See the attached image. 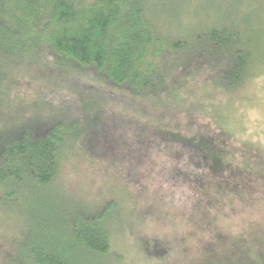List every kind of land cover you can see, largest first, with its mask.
Listing matches in <instances>:
<instances>
[{
    "label": "trees",
    "instance_id": "16d2710c",
    "mask_svg": "<svg viewBox=\"0 0 264 264\" xmlns=\"http://www.w3.org/2000/svg\"><path fill=\"white\" fill-rule=\"evenodd\" d=\"M153 4L173 10L170 0H0V264H124L128 252L143 264H264V216L248 232L224 224L264 192V165L210 155L196 143L223 149L205 133L182 139L131 110L137 96L179 84L176 61L194 51L238 88L264 63L254 32L238 14L195 24L191 38L165 32ZM200 59L189 69L206 70ZM69 163L113 175L122 208L121 197L75 195L63 183ZM124 237L130 245L116 249Z\"/></svg>",
    "mask_w": 264,
    "mask_h": 264
},
{
    "label": "rangeland",
    "instance_id": "374dc122",
    "mask_svg": "<svg viewBox=\"0 0 264 264\" xmlns=\"http://www.w3.org/2000/svg\"><path fill=\"white\" fill-rule=\"evenodd\" d=\"M226 1L227 4L219 0H170L173 10L169 13V16L167 13H162L163 9L158 4H153L151 9L156 14H159L156 20L159 21V24L163 23V31L173 30V28L178 31L187 30L183 35L190 33L189 38H191L192 31L196 28L194 27L195 24H204L205 26L214 21H224L225 18L223 16L229 17V20H231V17L238 14L241 19L236 24H240L242 27L249 26L253 30L255 35L254 46L259 51L257 58L264 59V10L261 9L264 8V0H243L246 11H243V8L238 5H234L235 0ZM228 12L230 14L226 16ZM171 14L176 15L172 16ZM247 14H252L251 18H255H250L248 22L244 19ZM262 22L263 24L261 25ZM196 47V45L191 43L186 52L195 50L194 48ZM205 52L206 50L202 52L194 51L187 55L189 56V64L194 60L195 54L198 55V59L202 55L207 56V58L199 60L202 65H207L206 70L197 71L194 68L195 66L189 69V64L186 61H176V69H181L180 73L186 74L184 77L181 74H173L176 70L166 69L169 72L171 71L170 77L181 75L180 83L173 85V78L170 84L159 94L153 91L151 94L146 93L137 96L134 99L135 104L131 110L140 118L147 119L151 124L170 131L182 139L181 132L189 134L203 132L205 133L204 138L214 140L223 149L219 152L212 148L207 150L200 143H196L198 146L203 147L205 152L217 157L221 154L229 162L248 165L256 169L258 165H264V162L260 161L258 163L255 160L256 158L252 156L253 154L249 155V157L245 152H257L264 156V143H261V140L264 139V63L259 66L256 65V67L252 66L245 82L230 91L228 89L231 87L227 86L222 73L216 71L214 67L212 70L209 69L210 57H208V53L205 55ZM183 62L184 64H182ZM214 64L219 67V71L224 69L228 72L231 67V64L225 62ZM41 66L42 74H48L53 71V65L46 67L45 64H42ZM166 75L164 73L165 77ZM41 79L43 81L46 78L42 76ZM43 83L50 84L47 82ZM24 89H27V87H24ZM34 89L37 90V88ZM36 104L41 107L42 100H38ZM22 109L19 107L13 111L21 114V112H25ZM36 112H38L37 108L32 110V113ZM243 150L245 151L243 152ZM86 164H79L81 169L79 171V169L74 168L69 163L68 168L66 167L63 171V183L65 182L64 184L70 190L73 189L72 192L75 195H83L89 192L106 198L111 196L121 197L122 203L120 205L122 208L125 200L121 195L117 179L113 175H108L106 178L104 171L99 168L94 171ZM262 190H264L263 187ZM259 193L260 195L257 196ZM261 193L260 191H258V194L253 192L251 199L255 198V202H250L251 204L238 203L236 209L234 208L233 211L228 210V217L225 219L224 224L226 227H231L233 233L248 232L250 229H256L250 226L263 220L264 192ZM219 205L226 207L228 203L224 201L220 202ZM123 217L126 219L124 212L122 213ZM126 224H123V229ZM130 242L127 237L119 238L116 249L121 250L122 247L126 249V245H130ZM137 260L132 257V253L128 252L124 264H143L136 262ZM152 264H156V262H152Z\"/></svg>",
    "mask_w": 264,
    "mask_h": 264
},
{
    "label": "clouds",
    "instance_id": "9594fccd",
    "mask_svg": "<svg viewBox=\"0 0 264 264\" xmlns=\"http://www.w3.org/2000/svg\"><path fill=\"white\" fill-rule=\"evenodd\" d=\"M261 143H264V139L261 140Z\"/></svg>",
    "mask_w": 264,
    "mask_h": 264
}]
</instances>
